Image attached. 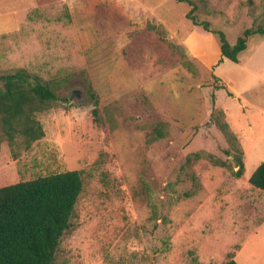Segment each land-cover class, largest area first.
I'll return each instance as SVG.
<instances>
[{
  "label": "rangeland",
  "instance_id": "1",
  "mask_svg": "<svg viewBox=\"0 0 264 264\" xmlns=\"http://www.w3.org/2000/svg\"><path fill=\"white\" fill-rule=\"evenodd\" d=\"M193 2L231 44L264 26V0ZM189 8L0 0V75L25 69L68 97L37 113L44 136L17 157L0 145V187L81 171L56 264H264V191L248 181L264 159V36L250 35L238 62L221 58Z\"/></svg>",
  "mask_w": 264,
  "mask_h": 264
},
{
  "label": "trees",
  "instance_id": "2",
  "mask_svg": "<svg viewBox=\"0 0 264 264\" xmlns=\"http://www.w3.org/2000/svg\"><path fill=\"white\" fill-rule=\"evenodd\" d=\"M177 1L190 5L187 19L217 35L221 58L238 62V54L247 47L248 37L255 33L264 36V26L248 27L231 44L222 30L212 29L207 20L196 19L193 0ZM60 88L58 80L42 81L25 69L0 75V145L5 139L14 158L19 155L20 147L28 149L44 136L37 113L59 100L68 101V97L58 94ZM92 114L100 122L96 98ZM217 125L225 136L230 134L225 123L217 122ZM208 157L215 164L226 166L225 162ZM233 161L237 169H232V174L240 176L243 171L240 154H235ZM248 181L264 191V159L251 172ZM82 188L80 170L50 173L1 186L0 264H56L60 241L72 227L71 218ZM222 264L243 263L230 256Z\"/></svg>",
  "mask_w": 264,
  "mask_h": 264
},
{
  "label": "water",
  "instance_id": "3",
  "mask_svg": "<svg viewBox=\"0 0 264 264\" xmlns=\"http://www.w3.org/2000/svg\"><path fill=\"white\" fill-rule=\"evenodd\" d=\"M73 96H76V97L78 98V97H79V94H78V92H77V91H75V90H72V91L70 92L69 99H72V98H73Z\"/></svg>",
  "mask_w": 264,
  "mask_h": 264
}]
</instances>
